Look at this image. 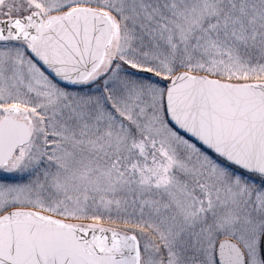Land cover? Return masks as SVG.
I'll use <instances>...</instances> for the list:
<instances>
[{"label": "snow or ice", "instance_id": "snow-or-ice-1", "mask_svg": "<svg viewBox=\"0 0 264 264\" xmlns=\"http://www.w3.org/2000/svg\"><path fill=\"white\" fill-rule=\"evenodd\" d=\"M0 264H264V0H0Z\"/></svg>", "mask_w": 264, "mask_h": 264}]
</instances>
